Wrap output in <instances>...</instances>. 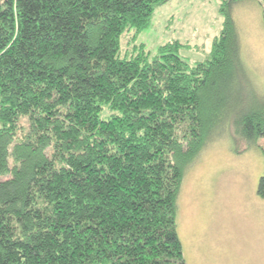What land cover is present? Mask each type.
<instances>
[{"label":"trees","instance_id":"obj_1","mask_svg":"<svg viewBox=\"0 0 264 264\" xmlns=\"http://www.w3.org/2000/svg\"><path fill=\"white\" fill-rule=\"evenodd\" d=\"M166 1L0 0V264H185V171L225 126L243 148L264 137V95L241 57L240 0H220L193 64L178 40L123 53V32Z\"/></svg>","mask_w":264,"mask_h":264},{"label":"rangeland","instance_id":"obj_2","mask_svg":"<svg viewBox=\"0 0 264 264\" xmlns=\"http://www.w3.org/2000/svg\"><path fill=\"white\" fill-rule=\"evenodd\" d=\"M219 3L167 0L155 7L147 27L123 32L122 52L138 43L155 52L159 44L178 40L183 43L179 54L193 64L209 52L221 30ZM232 15L252 91L264 95L262 8L256 0H240ZM231 128L218 130L185 171L177 200L185 264H264V195L258 192L264 137L243 148Z\"/></svg>","mask_w":264,"mask_h":264}]
</instances>
